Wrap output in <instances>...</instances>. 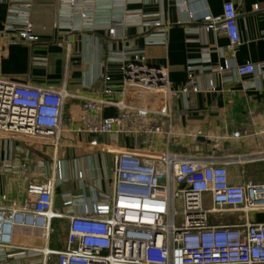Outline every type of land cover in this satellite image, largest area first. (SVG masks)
I'll use <instances>...</instances> for the list:
<instances>
[{
    "label": "built area",
    "instance_id": "2783aa9c",
    "mask_svg": "<svg viewBox=\"0 0 264 264\" xmlns=\"http://www.w3.org/2000/svg\"><path fill=\"white\" fill-rule=\"evenodd\" d=\"M65 1L70 8L78 3ZM31 9V2H12L8 14L21 18L11 21L7 17L3 34L34 44L42 53L45 49L35 33ZM81 15L79 21L65 12L61 17L70 30L81 31L88 14ZM60 20L57 27H61ZM130 26L150 31L145 38L147 46H167L168 26L160 18L150 20L141 13L125 12L108 26L94 29L107 30L115 38L118 29ZM200 26L201 34L228 38L230 56L224 64L211 67L208 60L204 66L190 63L187 85L175 91L167 67L151 65L144 51L126 50L121 57L125 84L120 101L85 99L84 113L75 129L77 134L135 141L133 149L116 151L110 190L91 189L89 196L84 190L78 195L65 194L64 210L55 211V191L68 181L64 164L58 162L54 176L43 183L28 184L21 204L0 206V264H49L52 260L56 264H264V220L256 217L264 215V184L243 178L241 184L232 182L230 168L242 161L222 160L214 153L155 151L159 137L172 135L165 130L173 118L172 101L201 92L195 78L197 67L211 74L235 71L242 78L260 75L264 79V64L257 68L236 61L241 37L232 2L223 5L219 16L206 13ZM104 81L109 84L111 79L106 76ZM209 90L216 92L212 80ZM112 94L109 87L104 91L105 96ZM72 98L65 84L41 88L0 76V143L23 137L53 142L59 148L66 104ZM105 106H114L118 114L101 116ZM259 135L264 137V128ZM232 138L240 140L242 134L235 132ZM110 150L107 147V152ZM22 152L11 145L0 161V171L27 170L15 160ZM24 153L29 155L28 150ZM76 174L83 180V171ZM56 219L69 221L66 248L61 251L48 247ZM18 235L41 240L46 246L17 244Z\"/></svg>",
    "mask_w": 264,
    "mask_h": 264
},
{
    "label": "crops",
    "instance_id": "0c3cea01",
    "mask_svg": "<svg viewBox=\"0 0 264 264\" xmlns=\"http://www.w3.org/2000/svg\"><path fill=\"white\" fill-rule=\"evenodd\" d=\"M12 2H31L30 18L39 36L44 52L34 44L23 43L15 35L3 34L7 17L19 21L20 16L8 14ZM70 8L64 0H0V76L22 85L41 88H60L74 98L68 100L63 133L59 148L53 142L14 137L0 143V161L7 149L20 147L22 153L15 160L27 170L16 173L0 171V206L12 207L25 200L29 183H43L56 173V164L62 162L68 181L55 191V211H63V196L78 195L91 189L107 192L112 186L115 153L120 149H133L135 141L129 137L114 139L107 136L77 134L79 118L84 113L85 99L106 100L117 103L124 89L122 54L131 49L144 51L149 63L167 67L172 88L179 91L188 83V66L218 67L230 56L226 36L199 33L203 16H219L223 5L232 2L238 13L241 46L236 55L239 65L251 63L257 68L264 64V0H77ZM125 7V11L123 9ZM79 21L88 14V22L81 31L70 30L62 13ZM127 13H141L147 18H160L168 26L166 47L147 46L145 38L150 31L130 26L118 29L115 38L104 28L114 18ZM193 14V18H191ZM9 15V16H8ZM63 18L64 22H61ZM60 20V26L57 27ZM125 35V37H123ZM196 68V84L201 92L180 96L172 101V122L165 130L171 136L158 138L155 151L168 150L182 155L214 153L222 160L238 159L243 164L230 168L232 182L241 184L254 181L264 184V79L260 75L242 78L235 71L211 74ZM111 82L105 83V77ZM216 92L209 90V81ZM113 94L105 96L107 88ZM118 114L114 106H105L101 116ZM240 132L242 138H232ZM12 140V141H11ZM97 142V146L92 143ZM112 150L107 152V147ZM29 151V155L24 153ZM28 158V161L26 160ZM24 167V168H25ZM77 170L84 173L77 178ZM243 178V179H242ZM74 189H72V188ZM54 234L49 248H66L69 221L56 219L52 223ZM15 242L32 248H44L41 240L18 235ZM11 264H18L14 261ZM49 264H56L52 260Z\"/></svg>",
    "mask_w": 264,
    "mask_h": 264
},
{
    "label": "rangeland",
    "instance_id": "374dc122",
    "mask_svg": "<svg viewBox=\"0 0 264 264\" xmlns=\"http://www.w3.org/2000/svg\"><path fill=\"white\" fill-rule=\"evenodd\" d=\"M70 188H72V187H70ZM72 189H74V188H72ZM256 217L260 221H263L264 220V215L259 214V215H256Z\"/></svg>",
    "mask_w": 264,
    "mask_h": 264
}]
</instances>
